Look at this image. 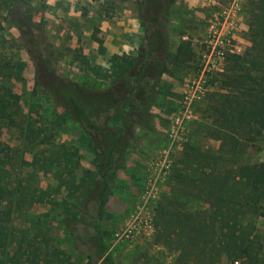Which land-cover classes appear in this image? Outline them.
<instances>
[{"label":"rangeland","instance_id":"rangeland-1","mask_svg":"<svg viewBox=\"0 0 264 264\" xmlns=\"http://www.w3.org/2000/svg\"><path fill=\"white\" fill-rule=\"evenodd\" d=\"M249 1L245 0L242 5L236 32V43L242 51L248 42L246 10ZM192 2L177 0L167 11L168 16L163 25L166 54L162 53L155 60L159 69L165 67L166 75H161L153 81V104L149 107L148 118L144 115L150 125L146 127L143 123L138 124L139 127L135 130L134 138L128 143L120 169L111 185L102 228L107 251L118 264H183L182 260L176 261L178 254L162 245V238L158 239L155 228L156 214L160 207L169 205L170 195L177 188L175 179L182 180L183 176L199 171V162L212 159L221 148V141L213 139L208 130L213 120L209 106L216 96L212 93H220L214 81L217 75L214 74L207 75L208 91L199 102L193 104L194 117L184 123L182 137L174 141L169 136L172 120L178 113L184 84L202 71L200 43L207 29L205 21L213 12L206 0H198L196 4L195 1ZM51 8L53 5L47 0H0V93L16 111L18 125L26 127L31 124L40 132V138L45 142L64 143L76 148L81 168L93 172L96 170V157L91 138L79 124L69 118L55 100L53 94L62 87L56 84L57 89L45 90L42 82L53 78L57 79L56 81L63 79L76 83L79 87L77 89L83 91L88 101L92 100V94L100 93V99L105 100V105H110L112 102L105 96V92L109 89L111 80L122 72V63L134 57L138 50L145 46L139 20L140 7L138 0H87L86 5L80 4V14L72 15L73 21L66 24L65 30L60 31L55 26L54 19L50 17ZM83 9H86V13ZM124 10L132 11L136 24L132 34L125 36L129 47L124 48L125 51L120 49L116 54L108 51L109 46H103L105 36L100 38L102 34L100 35L94 22L84 23L76 18L86 16L89 11L97 16H118L119 13L122 15ZM12 13L14 17L11 16ZM67 16L68 14H65V17ZM17 25L31 27L37 47L25 46V40ZM73 28L75 30H71ZM84 32H90L87 37L91 42L90 48L87 46L89 49L86 48L85 51L83 47L88 44ZM183 40L190 42L192 58L185 63H177L173 60V55ZM98 51L104 53V59L100 60V57L96 56ZM177 87L180 93L176 92ZM216 98L220 100L219 97ZM96 107L98 109L94 118L98 117L101 124L107 122L111 126H118L126 111L121 107L116 111L99 113L102 107ZM240 141L232 156L229 158L227 155L231 162L241 165L264 161V133L260 137L242 136ZM24 149L26 148L22 145L18 126L10 127L6 121L0 120V154L6 163L5 167L9 169V180L13 185L18 182L34 186L38 184L42 189L48 185H56L51 175L42 173L27 179L31 171L20 158L22 157L24 162H30L32 154ZM41 149H45L47 155L53 148L36 147L34 152ZM159 149L170 150L173 169L163 183L156 184L155 198L151 201V228L141 230L137 223L131 221V214L137 207H141L142 194L149 181L148 164L154 151ZM75 176L77 179L86 178L82 176L80 169L75 171ZM181 184L183 186L178 201H184L183 211H193L195 215L200 211L201 205L197 202L194 205L186 202L184 195L195 196L197 189H189L188 186L185 189L186 184ZM63 196L62 193L46 199L43 203L34 204L20 218H5L3 227L10 222L13 227L3 228L4 232L8 237L13 234L17 239L20 231L29 234L32 230H40L41 239L46 244L45 249L54 248L62 254L65 253L69 257V264H102V259L95 255L87 259L84 247H76L65 220L71 212V207L67 209ZM259 213L247 216L256 225L253 239L262 243V249L253 264H264V213ZM7 242V237L1 239L0 247L9 246ZM219 252L218 259L212 264H252L244 259L231 261L221 250ZM200 259V256L193 254L188 264H200ZM16 264L23 263L18 260Z\"/></svg>","mask_w":264,"mask_h":264},{"label":"trees","instance_id":"trees-1","mask_svg":"<svg viewBox=\"0 0 264 264\" xmlns=\"http://www.w3.org/2000/svg\"><path fill=\"white\" fill-rule=\"evenodd\" d=\"M176 2L138 0L145 46L123 62L122 72L111 80L105 92L112 102L110 105H105L100 93L92 94V100L88 101L76 83L53 78L42 82L45 90L56 88V84L62 87L56 88L53 96L69 118L91 138L96 157L95 171L81 168L76 148L45 142L31 124L18 125L16 111L0 93V120L10 127L18 126L22 145L26 148L24 151L32 154L30 162L20 158L31 171L27 179L42 173L51 175L56 181V185H48L45 189L38 184L18 182L13 185L0 154V240L7 237L9 244L0 247L4 264H16L18 260L23 264H69L65 253L63 255L54 248L45 249L40 230H32L29 234L20 231L17 239L13 234L8 237L3 230L13 227L12 222L3 227L5 218H20L34 204L62 193L67 209L71 207L65 220L76 247L85 248L87 259L95 255L102 259V264H118L108 253L103 238L105 207L122 157L138 124L150 125L144 115H149V107L153 104V81L166 72L165 67L159 69L155 60L162 53L166 54L163 25L168 9ZM11 16L14 17L13 13ZM246 18L247 47L241 54L228 55L224 71L214 78L220 93H212L216 96L209 106L213 120L208 130L213 139L221 141V148L212 159L199 162V171L183 176L182 180L175 179L177 188L170 195L169 205L160 207L156 214L158 239L162 238V245L177 253L176 261L182 260L183 264H188L193 254L201 257L200 264H212L218 259L220 250L231 261L244 259L253 264L262 249V243L253 239L256 225L247 216L264 213V161L238 165L229 159L242 136L260 137L264 133V0H250ZM17 28L26 47H37L29 25H17ZM192 54L190 42L183 40L173 60L185 63L191 60ZM96 104L102 107L99 113L123 107L126 111L119 125L101 124L98 117L94 118L98 109ZM44 146L53 148L50 154L46 155L45 149L34 152L36 147ZM79 169L85 179L76 178L75 171ZM181 183L186 184L185 189L187 186L197 189L195 196L184 195L186 202L201 205L195 215L193 211H183L184 201H178Z\"/></svg>","mask_w":264,"mask_h":264},{"label":"built area","instance_id":"built-area-1","mask_svg":"<svg viewBox=\"0 0 264 264\" xmlns=\"http://www.w3.org/2000/svg\"><path fill=\"white\" fill-rule=\"evenodd\" d=\"M206 1L213 12L205 21L207 29L200 43L202 71L184 84L178 113L172 120V129L169 133L174 141L182 137L184 123L194 117L193 104L199 102L208 91L207 75L222 73L227 56L242 53L241 47L236 43V32L245 0ZM148 165L149 181L142 194L141 207H137L136 211L131 214V221L137 223L141 230L151 228V206L156 194V184L163 183L173 169L170 150H155Z\"/></svg>","mask_w":264,"mask_h":264},{"label":"crops","instance_id":"crops-1","mask_svg":"<svg viewBox=\"0 0 264 264\" xmlns=\"http://www.w3.org/2000/svg\"><path fill=\"white\" fill-rule=\"evenodd\" d=\"M188 2L193 3L192 1H195L194 4L197 3L198 0H186ZM49 4L53 5V8L50 9V17L54 19L55 26L58 27V30L64 29L66 24H69L72 22V15H79V7L81 5H86L87 0H47ZM73 7V8H70ZM84 13H86V9H83ZM125 13V14H124ZM65 14H68L67 17H65ZM115 14L114 16H97L96 13H93L92 11H89L88 14L82 15L81 18L79 16H76L80 22L84 23H90L91 21L94 22V26L97 27L100 31L101 39L102 36H105L104 44L103 46H109L108 51L110 53H117L120 49L124 50V48L129 47V41L125 36L131 35L134 31V26L136 24V19L132 15V11L130 10H124L123 14H118V17ZM71 30H75L74 28ZM63 32V31H62ZM70 34H74L72 31H69ZM85 39H87V44L85 45L84 51L86 48H90L91 42L89 40L90 32H84ZM94 43V42H92ZM80 45V43H79ZM88 46V47H87ZM88 48V49H89ZM96 53V52H94ZM98 58L100 57V60L104 59V53H101L98 51L97 55ZM166 74H162V77H165ZM171 80V79H168ZM179 87L176 88V92L180 93L181 91H178ZM158 124V123H157ZM0 264L3 263V258L0 255Z\"/></svg>","mask_w":264,"mask_h":264}]
</instances>
